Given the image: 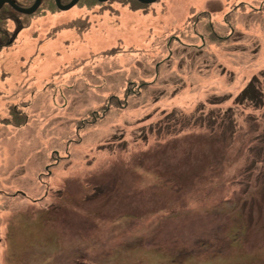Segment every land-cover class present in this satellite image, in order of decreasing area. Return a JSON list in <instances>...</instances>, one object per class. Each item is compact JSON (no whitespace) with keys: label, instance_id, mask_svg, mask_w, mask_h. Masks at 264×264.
Masks as SVG:
<instances>
[{"label":"rangeland","instance_id":"374dc122","mask_svg":"<svg viewBox=\"0 0 264 264\" xmlns=\"http://www.w3.org/2000/svg\"><path fill=\"white\" fill-rule=\"evenodd\" d=\"M112 6L0 54V264H264V0Z\"/></svg>","mask_w":264,"mask_h":264},{"label":"flooded vegetation","instance_id":"af4514ba","mask_svg":"<svg viewBox=\"0 0 264 264\" xmlns=\"http://www.w3.org/2000/svg\"><path fill=\"white\" fill-rule=\"evenodd\" d=\"M73 1L74 0H61V4L63 6H66L72 3ZM92 1L93 0H79L76 5L78 4L88 5ZM94 1H98V0H94ZM13 2L19 7L26 9V8H31L35 4L36 0H13ZM117 3L118 4L122 3L123 6L134 7V8L135 7L139 8L140 5H144L145 7L143 8H151L154 5V3L145 4L140 0H110L108 2L103 3L102 5L108 6L109 8H113L112 5ZM53 7L58 9L56 0H42L41 6L37 12L45 8L48 9ZM25 16L27 15H24L16 11L8 2H3L2 7L0 8V54L4 49H8V45L10 42L9 40L10 30L9 28H7V26L11 22H13L15 25H22L26 21ZM22 119H23V113L21 112V110L17 109L16 107H10V106L0 107V137L5 136L7 130L11 125L10 123L12 122V120L21 121Z\"/></svg>","mask_w":264,"mask_h":264},{"label":"trees","instance_id":"16d2710c","mask_svg":"<svg viewBox=\"0 0 264 264\" xmlns=\"http://www.w3.org/2000/svg\"><path fill=\"white\" fill-rule=\"evenodd\" d=\"M143 7H145V6L144 5H140L139 8L135 7V9L143 10L144 12H148L150 10V8H143ZM131 8H134V7H131ZM45 11H47V9ZM205 16H207V15H205ZM27 18L30 19V17H27ZM30 24H31L30 20L28 22L26 20L22 25H16V28H15L14 31H10L11 34H10V39H9L10 42H9L8 48L13 47L15 45V43L17 41V38H18L19 32L21 30H23V28L29 27ZM71 25H73V23H70L69 26H71ZM88 29H89V27H88ZM55 33L56 32H52V33H50L49 36L52 37V36H54ZM259 83L260 82L258 81V78L255 77L245 87V89L241 92V94L236 99V102L238 104L250 103L255 108L262 107L264 105V97H263V92H262V90L259 87ZM107 110H108V106L104 107L103 113L104 114L108 113Z\"/></svg>","mask_w":264,"mask_h":264},{"label":"water","instance_id":"95a60500","mask_svg":"<svg viewBox=\"0 0 264 264\" xmlns=\"http://www.w3.org/2000/svg\"><path fill=\"white\" fill-rule=\"evenodd\" d=\"M78 1L79 0H74L69 5L63 6L61 4V0H56L59 10H62V11H68V10L72 9L73 7L76 6ZM108 1H110V0H99V2H101V3H105V2H108ZM140 1L145 3V4H153V3L157 2L158 0H140ZM3 2H8L19 13H22L24 15H33L40 8L42 0H36L34 6L32 8H30V9H24V8L19 7L18 5H16L13 2V0H4V1L0 0V8L2 7Z\"/></svg>","mask_w":264,"mask_h":264},{"label":"crops","instance_id":"0c3cea01","mask_svg":"<svg viewBox=\"0 0 264 264\" xmlns=\"http://www.w3.org/2000/svg\"><path fill=\"white\" fill-rule=\"evenodd\" d=\"M18 38H19V36H18ZM18 38H17V40H18ZM17 42V41H16ZM16 44V43H15Z\"/></svg>","mask_w":264,"mask_h":264}]
</instances>
